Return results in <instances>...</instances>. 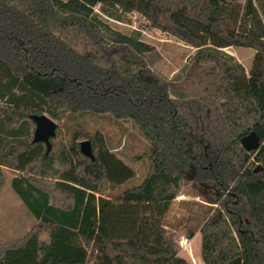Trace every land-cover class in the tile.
<instances>
[{"label": "trees", "instance_id": "1", "mask_svg": "<svg viewBox=\"0 0 264 264\" xmlns=\"http://www.w3.org/2000/svg\"><path fill=\"white\" fill-rule=\"evenodd\" d=\"M130 13L196 49L175 77L151 67L140 31L106 36L103 17ZM227 47L254 49L250 68ZM67 113L131 121L149 145L143 181L104 193L136 171L102 132L69 145L58 124L34 140L35 116ZM0 124V188L2 166L23 173L12 187L37 219L0 243V264H190L165 227L185 181L221 211L200 229L204 263L264 264V0H0Z\"/></svg>", "mask_w": 264, "mask_h": 264}, {"label": "rangeland", "instance_id": "2", "mask_svg": "<svg viewBox=\"0 0 264 264\" xmlns=\"http://www.w3.org/2000/svg\"><path fill=\"white\" fill-rule=\"evenodd\" d=\"M242 1V0H241ZM98 9V7H96ZM124 22L103 17L105 33L110 40H117L133 31L141 32V40L147 51L151 67L169 78L183 68L194 54L195 48L170 32L156 28L139 13H130ZM224 51L232 54L248 70L251 66L255 50L247 47H227ZM56 122L62 127L64 140L69 145L74 136L85 130L89 135L102 132L108 146L134 167L136 176L124 186L112 188L107 186L105 194L115 196L124 187L140 184L149 167V145L139 134L131 121H117L111 116L85 114L76 116L67 113L62 121ZM85 140V139H83ZM80 142L82 140H79ZM0 199V242L10 243L24 237L37 219L18 194L8 186ZM200 185L193 181H185L171 210L167 215L165 227L174 235L179 243V255L190 264H205L202 259L201 226L203 222L216 214L218 210L210 209L201 194ZM190 235V237H188Z\"/></svg>", "mask_w": 264, "mask_h": 264}, {"label": "water", "instance_id": "3", "mask_svg": "<svg viewBox=\"0 0 264 264\" xmlns=\"http://www.w3.org/2000/svg\"><path fill=\"white\" fill-rule=\"evenodd\" d=\"M36 129L34 134L35 141H48L54 136L58 123L47 114L35 116ZM242 144L247 150L257 149L260 146L259 138L254 132L242 138ZM81 152L91 158H94L90 140L85 139L80 142ZM257 170V169H256ZM221 211H217L211 218L210 224L214 223L220 216ZM190 237V235H188Z\"/></svg>", "mask_w": 264, "mask_h": 264}, {"label": "crops", "instance_id": "4", "mask_svg": "<svg viewBox=\"0 0 264 264\" xmlns=\"http://www.w3.org/2000/svg\"><path fill=\"white\" fill-rule=\"evenodd\" d=\"M11 138H12V136L10 135V133L7 132V130L4 127H2V125L0 124V145L2 143H4V142L8 141ZM2 168H3V174H4V177H5V181H4L3 186L0 188V199H1L2 195H3V193H4V189H6L5 187H7V186L10 189H12V191L15 192V190L12 187V180L16 176H18L20 174H23V173H21L19 171H13L12 169L6 168L5 166H2ZM16 195H17V193H16ZM17 196H18V199L21 202H23V200L19 197V195H17ZM1 230H2V227H1V223H0V232H1ZM0 243H2V242H0Z\"/></svg>", "mask_w": 264, "mask_h": 264}]
</instances>
